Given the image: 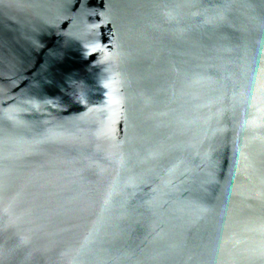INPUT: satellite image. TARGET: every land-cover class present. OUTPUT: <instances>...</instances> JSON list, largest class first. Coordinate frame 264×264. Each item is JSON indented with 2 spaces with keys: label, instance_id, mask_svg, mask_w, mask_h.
<instances>
[{
  "label": "water",
  "instance_id": "95a60500",
  "mask_svg": "<svg viewBox=\"0 0 264 264\" xmlns=\"http://www.w3.org/2000/svg\"><path fill=\"white\" fill-rule=\"evenodd\" d=\"M0 264H264V0H0Z\"/></svg>",
  "mask_w": 264,
  "mask_h": 264
}]
</instances>
